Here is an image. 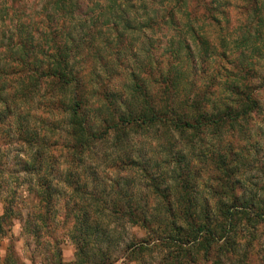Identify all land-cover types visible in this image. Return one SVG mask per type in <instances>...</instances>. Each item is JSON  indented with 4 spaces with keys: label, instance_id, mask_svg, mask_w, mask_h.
<instances>
[{
    "label": "trees",
    "instance_id": "16d2710c",
    "mask_svg": "<svg viewBox=\"0 0 264 264\" xmlns=\"http://www.w3.org/2000/svg\"><path fill=\"white\" fill-rule=\"evenodd\" d=\"M16 1H0V25L6 19L11 24L18 20L8 36V31L1 32L0 27V135L22 144V166L36 183V221L46 228L56 213V195L61 191L67 194L58 186L60 180L55 174L61 164H66L62 176L71 189L68 195L74 208H65L74 219L69 237L76 248L75 260L70 264H115L120 255L139 259L143 252L150 251L151 245L169 252L164 264H184L185 259L195 264V259L188 257L202 251L208 261L215 249L219 251L217 264L223 256L235 264H249L247 253L253 248L250 241L247 253L234 259L241 244L233 240L235 221L245 219L253 224L264 220V199L258 193L250 199L235 194V186L242 179L235 178L240 157L234 142L222 138L219 148L213 144L214 150L209 148L207 154L196 153L192 158H188L184 145L180 144L178 152H172L170 147L175 146L176 134L183 138L187 134L193 138L201 135L202 145H207L208 128L213 129V136L233 130L232 126L247 122L259 111L258 92L249 77L262 72L256 69L260 64L254 60L260 61L262 50L254 45L240 52L250 42V37L243 35L232 42L237 51L231 50L228 38L222 37V42L229 43L222 51L204 33L196 31L189 20L187 24L198 38L199 53L195 54L186 41H179L177 46L171 43L166 50L170 53L167 69L158 70L153 84L159 85V92H151L153 85L148 80L156 68L150 59L148 76L134 74V84L127 87L130 94H117L125 85L120 91L105 95L100 105L104 110L99 115L103 129L92 130L87 125L84 95L97 94L102 86L103 65L113 55L108 50L110 44L120 42L127 31L136 29L131 27V18H150L145 23L147 27L152 21V25L158 24L159 16L140 13L149 0H94L84 10L79 0H46L40 16L46 21L27 24L15 14ZM164 1L168 6L162 23L176 26L173 18L188 1ZM252 1L253 7L262 12V0ZM259 19L264 22L263 15ZM87 63H91L89 79L84 75ZM211 63L213 67L203 69L204 64ZM198 70L203 74L202 83L192 85L190 78ZM37 97L38 102L47 101L44 109L49 116L62 118L50 126L44 118H37L33 109ZM138 98L143 102L138 110H132V103ZM123 108L128 112H122ZM156 124L170 131L166 132L167 141L159 146L166 153L163 161L127 152L129 132ZM54 133L61 134V141L59 137L53 140ZM113 133L119 155L111 157L102 151V161L98 157L88 165L94 157L90 156L94 154L95 142H106ZM2 163L0 149V174ZM196 165H209L219 174L200 178L193 171ZM115 170V177L108 174ZM197 178L204 179L205 189L212 193L205 204L195 194L193 185ZM143 185L148 191L144 196L138 188ZM252 186L256 184L249 188ZM226 188L228 194L224 192ZM260 190L264 191V183ZM16 208L7 200L0 230L20 216L21 210ZM122 222L146 231L151 238L122 244L117 236ZM32 228L34 234L40 231L35 225ZM247 234H243V240L253 236ZM113 251L121 254L114 256ZM53 256L62 257L59 247Z\"/></svg>",
    "mask_w": 264,
    "mask_h": 264
},
{
    "label": "rangeland",
    "instance_id": "374dc122",
    "mask_svg": "<svg viewBox=\"0 0 264 264\" xmlns=\"http://www.w3.org/2000/svg\"><path fill=\"white\" fill-rule=\"evenodd\" d=\"M0 1L2 2L4 0ZM45 1L46 0H17L14 7L16 10L15 14L21 16L22 21L27 24L31 22L36 24L40 21L45 22L46 18H40ZM93 1L94 0H79V3L81 7L83 6L82 9L84 10L90 8L89 6L91 2L93 5ZM187 1V5L181 9V11H178L175 14V18H173L176 26L171 24L165 26L162 23V19L167 16L166 10L168 6L164 0L147 1V6H143L140 13H149V16L157 14L159 16L158 24L152 25L155 23V21H152L146 27L145 23L150 18H131V27L136 29L129 30V32L127 31L120 42L113 41L110 44V49L108 50H110V53L113 55L110 57L111 60H107L108 62L103 65L102 86L97 90V94L88 96L87 93L84 95L88 104L86 106L88 112H85L88 119L87 125H89L90 128H94L92 130L101 131L103 129L99 115L104 110L100 108V105L103 103L105 95H109L113 91H120L125 85L126 88L121 92H117V94L122 93L125 96L130 94L131 92L127 90V87L134 84V74H136V76H148L147 64L150 59L154 61L155 65L153 67L156 68L154 76L148 80L151 85H153L155 78H158V70L167 69L168 62L166 59L170 57V53L168 54L169 51L166 53V50L171 48V43L177 46L179 41H186L195 54L199 53L200 45L198 43V38L194 36V32L188 26L187 23H189V20L193 22L196 31L204 33L206 36L205 38H208L212 44L222 51L227 49L229 43H231V50L237 51L238 49H236L232 43L234 39H241L243 35L249 36L250 42L247 48H243L240 52H246L252 49L254 45L263 52V54L260 55V61L257 58L254 59L256 64H260L256 69L259 71L262 70V72L260 71L258 75L255 74V77H249L252 82H254L258 92L256 97L259 99L260 103L259 111L249 118L247 122L240 121V123L232 126L233 130L222 131L213 136V129L208 128L205 131L207 136H209L208 140H206L208 146L206 144L204 146L202 145L200 141L201 135L193 138L191 134H187L186 137L183 138L179 134H176V140L174 141L175 146L173 148L171 145L170 150L172 149V152H178L180 151V146L184 145L188 158H192L196 153L207 154L209 148L214 150L213 144L219 148L222 138L223 141L231 139L237 148L235 149L237 156L240 157L237 169L238 173L235 178L237 180H240V178L242 179V182L235 186V194L237 196L244 194L247 199H250L251 195L253 196L258 193V195L262 197L261 199H264V191L260 190L264 183V80H262L264 75V22H261L259 19L262 15L264 17V8L262 12L261 10H256L252 5V0ZM261 2H263L262 5H264V0ZM14 20L13 24H11V21L6 19L5 23L0 25L1 32L8 31V36L10 30L13 29L12 25L18 22V20ZM1 21L2 18H0V23H2ZM151 25L152 27L149 28ZM105 37L106 36H104V38ZM222 37L228 38L229 43L227 41L226 43L222 42ZM211 64L212 65L204 64L203 69L205 70L213 67L214 63ZM157 65L159 66L156 67ZM90 68L91 63H87L84 73L86 79L90 77ZM202 75V72L200 73L198 70L196 74L191 76L189 83L192 85H201ZM158 83H161V80H159ZM90 88L91 85L89 84L88 90H90ZM159 88V85L155 84L152 86L151 92H159ZM173 98L178 102L177 96ZM38 101L39 98L37 97L33 105L37 118H44V121L47 122L49 126L51 123L57 122L62 118L60 115L57 117L49 116L44 109L47 101L43 100V103ZM142 102L143 100L138 98L132 103V110H138ZM156 106H158V102ZM124 111L125 113L128 112L123 108L122 112ZM166 132L168 133L170 131L161 124L145 127L144 130L129 132V136L126 138H128L127 140L130 147L127 149V152H132L135 155H143L144 158L151 156L156 160L161 159L163 161L162 156L166 153H163V150L159 146L167 141L166 137L168 136H166ZM206 133H203V135L206 136ZM115 135L116 134L113 133L106 142H95L92 147L94 154L92 153L90 156L94 157L88 161V165L93 164L91 161L98 157L101 158V160H99V162H101L104 153L111 157L119 155L116 149L118 142H116ZM58 137L60 138L59 141H61V134L54 133L53 140ZM21 146L22 144L19 141L10 140L0 135V149L3 162V166L1 167L2 174H0V219L4 215L7 200L8 202L9 200L13 202L14 208L17 207L21 210L20 216L16 219L13 218L10 225L4 224L1 227L0 264H58L60 261H63L64 264H70L75 260L76 248L74 242L69 237L70 231L74 225V219L68 214L65 208L67 205H69L71 209L74 208L72 201H69L68 195L71 189L64 183L66 180L65 176H62V172L66 170V164H61L55 170V174L58 180H60V182L57 183L58 186L66 190L67 194L64 195L61 191L59 195H56L53 205V210H55L56 213L53 220L51 219L49 226L46 228L44 224H38V221H36L35 212L37 211L36 206L38 203L37 196L35 195L36 193L34 192L36 183L32 180L31 176L25 174V168L22 166L24 155L21 153ZM163 147L166 148L165 146ZM102 151L104 153H102ZM193 171L200 178H207V176L212 177L215 174H219L218 171L214 172L213 168L209 165H196ZM108 174L115 177L117 171H110ZM198 179L199 178L194 181L193 185L195 187V194L199 198V202L205 204V201L210 198L212 193L205 189V180ZM171 182L167 184L172 186ZM251 184H256V187L252 186L249 188ZM138 188L143 196L148 194L145 185ZM224 192L228 194L229 189L226 188ZM228 204L231 205V202H228ZM34 225L36 228L40 229V231L36 229V231H39V235L33 233L32 227ZM119 226L117 236L121 239L122 244H127L132 239L136 238L142 240L151 238L146 231L140 228H133L124 222L120 223ZM235 227L236 232L234 233L233 240L241 244L239 246L240 251L234 259H241L242 253L246 252L247 242L250 241L253 248L249 249L248 253L246 252L248 255L246 261L249 260V264H264V220L260 223L254 222L253 224H249L245 219H236ZM245 228L246 230H244ZM247 230H249L248 234L245 233ZM243 234H247V236L253 234V236L248 240H243ZM57 247L62 251L61 258H55L53 256V251H55ZM149 248L150 251L143 252L139 259L132 260L126 258V255L124 257L120 255L121 251L120 253L118 251H113V254H115L114 256L120 255L115 264H164L169 252L154 245L149 246ZM218 252L219 251L215 249L212 257H210L208 261L204 260L205 255L203 251L196 256L191 255L188 258H194L195 264H217L216 256ZM229 257H232V255L229 254ZM220 261V264H235L233 259L231 260L224 256ZM183 262L184 264H191L187 259L183 260Z\"/></svg>",
    "mask_w": 264,
    "mask_h": 264
}]
</instances>
